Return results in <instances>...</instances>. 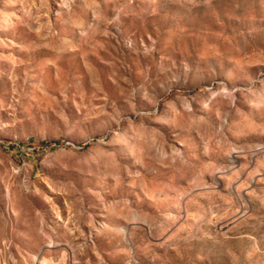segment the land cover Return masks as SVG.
I'll return each instance as SVG.
<instances>
[{
  "label": "rangeland",
  "instance_id": "374dc122",
  "mask_svg": "<svg viewBox=\"0 0 264 264\" xmlns=\"http://www.w3.org/2000/svg\"><path fill=\"white\" fill-rule=\"evenodd\" d=\"M0 264H264V0H0Z\"/></svg>",
  "mask_w": 264,
  "mask_h": 264
}]
</instances>
